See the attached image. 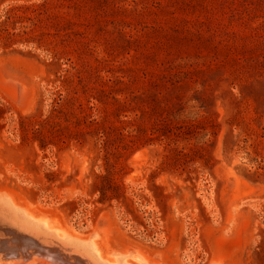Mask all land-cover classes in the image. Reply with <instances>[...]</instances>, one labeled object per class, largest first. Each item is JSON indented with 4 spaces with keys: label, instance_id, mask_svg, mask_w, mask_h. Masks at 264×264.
Masks as SVG:
<instances>
[{
    "label": "rangeland",
    "instance_id": "rangeland-1",
    "mask_svg": "<svg viewBox=\"0 0 264 264\" xmlns=\"http://www.w3.org/2000/svg\"><path fill=\"white\" fill-rule=\"evenodd\" d=\"M0 185L105 248L264 264V0H0Z\"/></svg>",
    "mask_w": 264,
    "mask_h": 264
},
{
    "label": "water",
    "instance_id": "water-1",
    "mask_svg": "<svg viewBox=\"0 0 264 264\" xmlns=\"http://www.w3.org/2000/svg\"><path fill=\"white\" fill-rule=\"evenodd\" d=\"M52 220L50 214L34 212L0 190V264L29 261L41 254L54 264H160L148 262L140 254L143 250L131 243L125 250L101 246L106 217H100L88 234L50 227Z\"/></svg>",
    "mask_w": 264,
    "mask_h": 264
},
{
    "label": "bare ground",
    "instance_id": "bare-ground-1",
    "mask_svg": "<svg viewBox=\"0 0 264 264\" xmlns=\"http://www.w3.org/2000/svg\"><path fill=\"white\" fill-rule=\"evenodd\" d=\"M0 190H4V191H6V192H8V193H10L13 197H14V199L16 200V201H23V203H24V205H26V206H28L29 208H32L31 207V205L28 203V201H25L24 199L23 200H21V198H19V197H16L15 196V193L10 189V188H8V187H6V186H3V185H0ZM18 200H17V199ZM18 201V202H19ZM32 210L34 211V212H38V213H47L46 211H43V210H37V209H35L34 207L32 208ZM48 214H50V213H48ZM52 217H53V220H52V224H50V227H52V226H58L57 225V217L56 216H54V215H52V214H50ZM60 228H62V229H64L65 231H68L66 228H64V227H60ZM97 228V226H96V223L95 224H93V226H92V229L93 230H95ZM108 233H107V228L105 229V232H104V235L103 236H106ZM103 238V237H102ZM128 244H130L129 242H125V243H123L122 244V246L120 247L121 249H123V250H125L126 249V247H127V245ZM119 248V249H120ZM140 254L148 261V260H150L149 258H151L148 254H147V252L146 251H144L143 250V252L142 251H140ZM148 258V259H147ZM152 259V258H151ZM151 261V260H150ZM35 262H39V263H43V264H54V263H52L50 260H49V258L47 257V256H44L43 254H41V255H39V256H37V257H35L34 259H32V260H29V261H16V260H14V261H12V262H9V263H4V264H33V263H35ZM149 262V261H148ZM151 262H157V263H159V260L157 259L156 261H155V259H152V261ZM150 262V263H151ZM161 264V263H160ZM210 264H220V262H219V260H217V261H212Z\"/></svg>",
    "mask_w": 264,
    "mask_h": 264
}]
</instances>
